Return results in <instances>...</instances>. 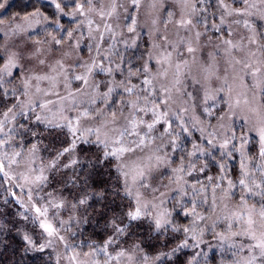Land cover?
Here are the masks:
<instances>
[{
	"label": "snow or ice",
	"instance_id": "1",
	"mask_svg": "<svg viewBox=\"0 0 264 264\" xmlns=\"http://www.w3.org/2000/svg\"><path fill=\"white\" fill-rule=\"evenodd\" d=\"M17 240L44 264H264V0L0 13V249Z\"/></svg>",
	"mask_w": 264,
	"mask_h": 264
},
{
	"label": "trees",
	"instance_id": "2",
	"mask_svg": "<svg viewBox=\"0 0 264 264\" xmlns=\"http://www.w3.org/2000/svg\"><path fill=\"white\" fill-rule=\"evenodd\" d=\"M28 0H12L10 4L15 5L14 7H8V11L4 14L5 16H9L13 14L14 12L21 10V5L27 3ZM88 231H91V226L88 227ZM11 239V237H9ZM20 247L19 240L16 241L15 245L12 249H9L7 252H3V249H0V252H3V256H0V264H10V262L14 259L17 264H44V261L46 260L45 254H37V253H31L23 256V259H21V253L17 251V249ZM15 252V255H14Z\"/></svg>",
	"mask_w": 264,
	"mask_h": 264
},
{
	"label": "rangeland",
	"instance_id": "3",
	"mask_svg": "<svg viewBox=\"0 0 264 264\" xmlns=\"http://www.w3.org/2000/svg\"><path fill=\"white\" fill-rule=\"evenodd\" d=\"M4 2V0H0V3H3ZM8 2L9 3H11L12 2V0H8ZM45 2V0H41V3H44ZM8 11V7H7V9H6V11H5V9H0V13H3V14H5L6 12ZM12 15V14H11ZM10 16V15H9ZM142 50V49H141ZM198 135V134H197ZM190 147V146H189ZM211 174V173H210ZM64 218L65 219H67V213H65L64 214ZM178 219H180V220H183V217L181 216V217H179Z\"/></svg>",
	"mask_w": 264,
	"mask_h": 264
}]
</instances>
